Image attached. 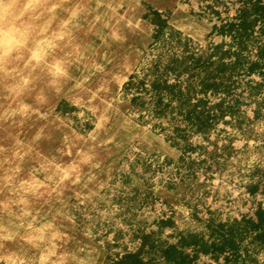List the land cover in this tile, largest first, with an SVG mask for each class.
Returning <instances> with one entry per match:
<instances>
[{
  "label": "rangeland",
  "instance_id": "obj_1",
  "mask_svg": "<svg viewBox=\"0 0 264 264\" xmlns=\"http://www.w3.org/2000/svg\"><path fill=\"white\" fill-rule=\"evenodd\" d=\"M242 5L49 0L41 6L35 23L65 37L55 54L68 75L53 80L37 69L17 95L9 89L19 77L0 74V264H113L139 247L133 237L139 226L166 244L193 233L208 238L216 223L264 215V23L240 38L228 24L239 21ZM183 16L190 29L175 19ZM215 23L221 30L212 33ZM185 46L209 64L219 85L190 99L205 97L197 109L206 125L196 130L193 120L181 121V136L173 127L177 111L155 113L162 103L154 102L151 80L157 60L163 64ZM135 95L143 102L135 105ZM44 224L52 227L41 240L34 229ZM45 246L56 255L40 260ZM225 255L199 252L188 264H264V234L247 235L234 260Z\"/></svg>",
  "mask_w": 264,
  "mask_h": 264
},
{
  "label": "trees",
  "instance_id": "obj_2",
  "mask_svg": "<svg viewBox=\"0 0 264 264\" xmlns=\"http://www.w3.org/2000/svg\"><path fill=\"white\" fill-rule=\"evenodd\" d=\"M242 2L239 21L228 24L229 27L237 28L240 38L248 36L261 26L257 22L264 23V0H242ZM166 19L168 21L169 17L166 16ZM218 29L221 30V27L215 23L212 33ZM159 30V28L156 30L154 37H157ZM189 50V47L185 46L181 53H173L163 64L161 60H157L152 70L156 74L151 80L153 96L157 97L154 102L156 105L162 103V107L157 108L155 113L168 109L177 111L173 127L178 132L182 130V133H178L181 136L186 130V127L179 125L181 121L193 120L191 126H195L196 130H201L206 125V121H201L202 118L197 109L205 97H200L194 104H191L190 99L199 93L206 94L211 87L215 89L219 85L218 82L214 83L211 80L214 71L209 70V64L204 65L202 58L193 53H187ZM134 77L135 75H131L126 85H130ZM144 82V80L140 81L141 85ZM141 88L143 87L137 86L136 90ZM174 101H179L178 107L173 105ZM132 102L135 105L142 103L141 95H135ZM139 161L136 159V162ZM183 161L184 159L181 158L174 164L179 166ZM167 162L172 161L167 160ZM211 230L212 233L208 238L205 237L204 232H200L181 235L177 243L164 244L153 236V232H146L139 226L133 231V237L141 239L139 247L128 250L121 257L114 259L113 264H188L190 255L196 257L199 252L211 253L214 258H218L220 253L229 252V255H225L226 261L233 257L235 259L247 235L254 232L264 234V215L257 214L254 217H243L241 220L233 219L232 222H219ZM256 236L260 235L256 234ZM188 245L193 249H185ZM149 250L158 251L157 256L145 257V253ZM158 259H162V262L158 263Z\"/></svg>",
  "mask_w": 264,
  "mask_h": 264
},
{
  "label": "clouds",
  "instance_id": "obj_3",
  "mask_svg": "<svg viewBox=\"0 0 264 264\" xmlns=\"http://www.w3.org/2000/svg\"><path fill=\"white\" fill-rule=\"evenodd\" d=\"M47 3L49 0H0V74L6 73L13 80L19 77L9 89L17 95L32 83V73L37 69L53 80L68 75L64 61L55 54L56 48L59 47L58 41L64 40L65 37L45 31L41 25L35 23L44 15L40 8ZM47 11H55V7ZM48 27L50 28V25ZM21 53L24 54L22 68L16 63ZM24 107L27 108V105ZM28 227L32 228V224ZM51 227V224H44L39 229H34L41 233L37 238L43 240L44 229ZM55 255L54 246H45L39 259H51ZM73 259L76 257L73 256ZM33 264L36 262L33 261ZM52 264L56 262L52 261Z\"/></svg>",
  "mask_w": 264,
  "mask_h": 264
},
{
  "label": "bare ground",
  "instance_id": "obj_4",
  "mask_svg": "<svg viewBox=\"0 0 264 264\" xmlns=\"http://www.w3.org/2000/svg\"><path fill=\"white\" fill-rule=\"evenodd\" d=\"M177 21H180L182 23V25L185 27V28H188L190 29L192 27V22H190V20H188L186 18V16H183L181 18H175ZM194 28V27H193Z\"/></svg>",
  "mask_w": 264,
  "mask_h": 264
}]
</instances>
